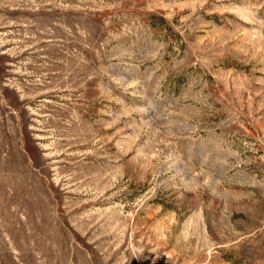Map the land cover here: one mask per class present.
I'll return each instance as SVG.
<instances>
[{"label":"rangeland","instance_id":"374dc122","mask_svg":"<svg viewBox=\"0 0 264 264\" xmlns=\"http://www.w3.org/2000/svg\"><path fill=\"white\" fill-rule=\"evenodd\" d=\"M0 264H264V0H0Z\"/></svg>","mask_w":264,"mask_h":264}]
</instances>
